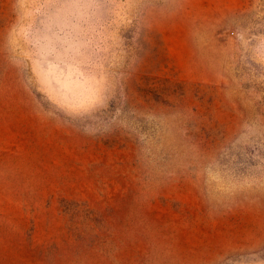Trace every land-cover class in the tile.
Wrapping results in <instances>:
<instances>
[{
  "label": "rangeland",
  "instance_id": "rangeland-1",
  "mask_svg": "<svg viewBox=\"0 0 264 264\" xmlns=\"http://www.w3.org/2000/svg\"><path fill=\"white\" fill-rule=\"evenodd\" d=\"M0 264H264V0H0Z\"/></svg>",
  "mask_w": 264,
  "mask_h": 264
}]
</instances>
